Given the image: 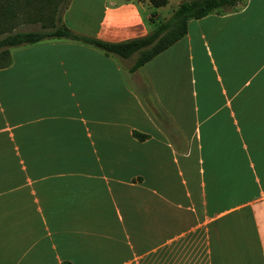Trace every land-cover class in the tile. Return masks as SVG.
Listing matches in <instances>:
<instances>
[{
  "label": "crops",
  "instance_id": "obj_1",
  "mask_svg": "<svg viewBox=\"0 0 264 264\" xmlns=\"http://www.w3.org/2000/svg\"><path fill=\"white\" fill-rule=\"evenodd\" d=\"M179 1L69 0L61 19L120 42ZM129 58L68 39L10 50L0 264H264V0Z\"/></svg>",
  "mask_w": 264,
  "mask_h": 264
},
{
  "label": "trees",
  "instance_id": "obj_2",
  "mask_svg": "<svg viewBox=\"0 0 264 264\" xmlns=\"http://www.w3.org/2000/svg\"><path fill=\"white\" fill-rule=\"evenodd\" d=\"M236 1L180 0L166 19H155V11H152L149 16L152 28L145 35L120 42H106L75 33L63 24L61 15L69 0H0V68L9 64L10 50L14 47L46 39H68L119 58H129L134 54V60L129 67V71H134L180 39L186 33L189 20L231 9ZM149 2L155 8L164 5L167 0ZM22 24H38L39 29L17 30L16 27Z\"/></svg>",
  "mask_w": 264,
  "mask_h": 264
},
{
  "label": "rangeland",
  "instance_id": "obj_3",
  "mask_svg": "<svg viewBox=\"0 0 264 264\" xmlns=\"http://www.w3.org/2000/svg\"><path fill=\"white\" fill-rule=\"evenodd\" d=\"M166 6H167L166 8L159 11L160 17L168 18L170 16L173 7L169 6V4H167ZM152 10H155L156 12H158L157 9L152 8ZM16 29L17 30H35V29H39V25L38 24H22V25L17 26ZM134 57L135 55L133 54L128 60L124 61L122 59L120 62H123V65H125V68H126V64H130L131 62H133Z\"/></svg>",
  "mask_w": 264,
  "mask_h": 264
}]
</instances>
